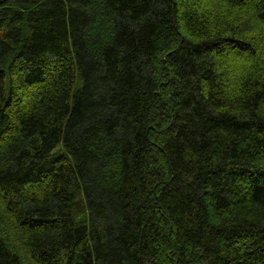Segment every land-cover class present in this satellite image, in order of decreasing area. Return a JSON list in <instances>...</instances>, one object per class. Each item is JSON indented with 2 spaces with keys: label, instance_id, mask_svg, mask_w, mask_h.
Instances as JSON below:
<instances>
[{
  "label": "trees",
  "instance_id": "obj_1",
  "mask_svg": "<svg viewBox=\"0 0 264 264\" xmlns=\"http://www.w3.org/2000/svg\"><path fill=\"white\" fill-rule=\"evenodd\" d=\"M0 264H264V0H0Z\"/></svg>",
  "mask_w": 264,
  "mask_h": 264
}]
</instances>
